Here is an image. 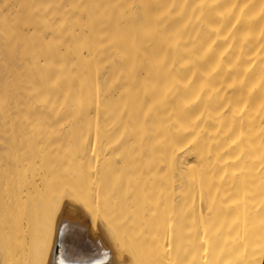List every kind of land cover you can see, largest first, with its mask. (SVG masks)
Masks as SVG:
<instances>
[{
	"label": "bare ground",
	"instance_id": "6f19581e",
	"mask_svg": "<svg viewBox=\"0 0 264 264\" xmlns=\"http://www.w3.org/2000/svg\"><path fill=\"white\" fill-rule=\"evenodd\" d=\"M263 263L264 0H0V264Z\"/></svg>",
	"mask_w": 264,
	"mask_h": 264
},
{
	"label": "rangeland",
	"instance_id": "374dc122",
	"mask_svg": "<svg viewBox=\"0 0 264 264\" xmlns=\"http://www.w3.org/2000/svg\"><path fill=\"white\" fill-rule=\"evenodd\" d=\"M87 228H88V225H87ZM86 231H87V229H84V230L82 231V233H83V234L81 235V238H82V239H85ZM99 240H100L99 235H96V237L94 238V241H93L94 243L92 242V244H91V246H90L91 251L96 252V248H98L99 244L103 246V244H101V243L98 244V241H99ZM100 241H101V240H100ZM107 246H108V245L103 246V249H104V250L110 249L109 247L107 248ZM95 247H96V248H95Z\"/></svg>",
	"mask_w": 264,
	"mask_h": 264
},
{
	"label": "water",
	"instance_id": "95a60500",
	"mask_svg": "<svg viewBox=\"0 0 264 264\" xmlns=\"http://www.w3.org/2000/svg\"><path fill=\"white\" fill-rule=\"evenodd\" d=\"M67 232H69V230H65V231H61V233H60V236L62 237V235L65 233V235H67ZM264 264V263H263Z\"/></svg>",
	"mask_w": 264,
	"mask_h": 264
}]
</instances>
